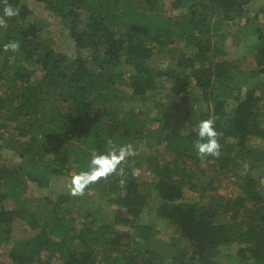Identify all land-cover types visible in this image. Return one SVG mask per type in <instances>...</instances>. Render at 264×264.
Masks as SVG:
<instances>
[{
  "label": "trees",
  "instance_id": "16d2710c",
  "mask_svg": "<svg viewBox=\"0 0 264 264\" xmlns=\"http://www.w3.org/2000/svg\"><path fill=\"white\" fill-rule=\"evenodd\" d=\"M35 1L67 26L76 56L55 49L44 20L29 21V0H8L19 16L0 27V129L17 131L7 147L27 162L0 157V253L8 251V264H222L220 252L233 245L229 264H264V23L248 9L254 0ZM3 8L0 0V16ZM225 21L245 38L242 57L221 58L213 45ZM10 41L20 43L18 52L4 51ZM161 62L175 64L161 69ZM39 67L45 75L35 81ZM167 80L178 90L152 116L149 94ZM229 100L237 103L230 113ZM207 119L222 154L202 164L194 142ZM109 140L138 152L126 177L89 185L119 205L116 220L96 223L89 212L81 224L86 206L76 198L28 194L29 181L48 186L54 175L87 170ZM221 175L235 180L236 197L217 191ZM193 190L204 200L186 201ZM150 196L161 201L154 215ZM163 221L170 233H162Z\"/></svg>",
  "mask_w": 264,
  "mask_h": 264
},
{
  "label": "rangeland",
  "instance_id": "374dc122",
  "mask_svg": "<svg viewBox=\"0 0 264 264\" xmlns=\"http://www.w3.org/2000/svg\"><path fill=\"white\" fill-rule=\"evenodd\" d=\"M264 0H258V2L263 3ZM29 5L33 9V14L30 18V22L35 23L36 21L39 20H44V23H39L42 26H45V28L42 30L43 33L48 36V38H51L53 43L52 45L55 47V49L64 54H69L71 57L76 56V42L72 39V35L67 28V26L64 25L63 21L57 20L53 12L48 10L45 5L42 3H38L35 0H29ZM255 7L251 10L252 13L260 12L261 17L263 18V23H264V6L263 9H260V5L256 4L254 1L253 4ZM167 7L171 8V3L168 1ZM181 11L183 10H173V14H181ZM250 12V13H251ZM239 22V21H238ZM241 22V21H240ZM244 21L242 20L241 23ZM236 25L233 24L232 22H224V26H222V29L219 31V33H216L213 36V45L217 50L220 51V57L221 58H231V57H242L240 56V51L242 48L245 47L244 41L245 38L244 36L240 35L239 33H236L237 28L235 27ZM189 52L194 51L193 48H188ZM239 52V54H238ZM175 61V60H173ZM175 64V62L173 63ZM170 62H161L157 63L156 66L164 69V68H171L173 66ZM252 62H249L246 65H249L247 67L248 69H251ZM39 71H37L36 74V80H42V78L45 75V72L42 70L41 67L38 68ZM264 75V74H263ZM262 75V76H263ZM264 77V76H263ZM178 90V83L174 81L167 80L166 83L163 86V89H161L160 93H151L149 94V101L146 103L147 109L150 111L151 115L154 116L156 110L158 109V105L164 101L167 98V95H173L175 92ZM245 90L247 88L245 87ZM129 93L132 91L128 90ZM193 95L197 96L198 91L192 92ZM215 94H213V99L212 101L220 100V98H217L216 100ZM213 102H210L213 104ZM134 103L142 106L144 103L140 98H138ZM210 103H207L210 105ZM228 107H227V112L230 113L233 111L234 108H236L237 103H232L231 100L228 101ZM9 130V131H8ZM8 130L6 129H0V157L4 159H9V163L11 164H17V163H27L24 162L23 160L20 159V156L16 154V152L7 146L9 145L10 142L13 140H16L18 138V133L17 131L13 128L10 127ZM248 140H250L251 143H258L259 138L253 134L248 136ZM2 147V149H1ZM12 147V145H11ZM29 164V163H28ZM29 169L32 168L34 169V165H28L27 166ZM40 172V171H37ZM78 172L77 170H71L68 172V174L63 173L62 175H54L51 182L49 183L48 186H39L37 182L34 181H29V185L27 188V192L29 195L35 196L36 198L43 199L46 197L49 198H54L57 199L60 195L62 194H67L71 195L70 193V183L71 179L74 175H76ZM37 174V173H34ZM258 174L262 175L261 182L264 185V162H262L259 166L258 169ZM215 175H218L216 173ZM214 175V176H215ZM145 180L151 179L150 176H147L144 178ZM235 180L229 176L221 175L220 178L217 180V184H215L217 187V191H219L221 194L225 195L230 198H234L239 194L238 186L234 182ZM203 184V182H201ZM188 198H186V201L190 202H199L201 200H204L202 198L205 196V192L202 190H196L192 193H188ZM73 198H76L78 202L79 208H81L82 203L84 206H86V209H83L81 213H83L82 217L79 216L77 221L81 224L85 222L87 219V216L89 215V212H95L96 213V223H102V222H112L116 220L115 218L117 217L118 212L121 210L118 204L112 203V202H107L106 199L109 197L105 195L103 192L100 191H95L93 188H88L85 190V194L83 196H72ZM149 206H148V213L151 215H154L155 209L159 206L161 203L160 199H158L155 196H150L149 197ZM90 219H93L90 216ZM223 219L222 221H224ZM168 222H161L159 223V227L162 229V233H170L171 230L169 228ZM21 233L17 232V237H20ZM237 246L233 245V247L230 246H225L223 249L225 251L220 252V257L223 259L222 264H229V260H233L237 258V253L235 255V248ZM6 252V253H5ZM10 262L9 259V253L8 251H3L0 253V264H8ZM231 264V263H230Z\"/></svg>",
  "mask_w": 264,
  "mask_h": 264
},
{
  "label": "clouds",
  "instance_id": "9594fccd",
  "mask_svg": "<svg viewBox=\"0 0 264 264\" xmlns=\"http://www.w3.org/2000/svg\"><path fill=\"white\" fill-rule=\"evenodd\" d=\"M3 16H0V27L6 26L5 17L11 19L19 16V9L14 8L3 0ZM4 51L16 53L20 49L18 41H10L5 44ZM14 57H10V60ZM219 133L215 128V121L212 119L202 120L198 125L197 139L194 142V148L202 164L206 163L207 157L219 158L222 154V146L218 140ZM110 150L102 153H94L90 159L87 170L74 175L70 183V193L72 196H83L89 185L107 180L110 176L126 177L125 166L128 158L138 155V152L131 144L117 146L111 140L108 141ZM133 177H139L141 170L133 167L131 172ZM121 189L126 188V180L120 179ZM126 195V192L124 193Z\"/></svg>",
  "mask_w": 264,
  "mask_h": 264
},
{
  "label": "crops",
  "instance_id": "0c3cea01",
  "mask_svg": "<svg viewBox=\"0 0 264 264\" xmlns=\"http://www.w3.org/2000/svg\"><path fill=\"white\" fill-rule=\"evenodd\" d=\"M255 1V3L258 5H260L261 7H260V9H263V6H264V1H263V3H261V2H258V0H254ZM254 1H253V3H251L249 6H248V9H253V7H255L253 4H254Z\"/></svg>",
  "mask_w": 264,
  "mask_h": 264
}]
</instances>
